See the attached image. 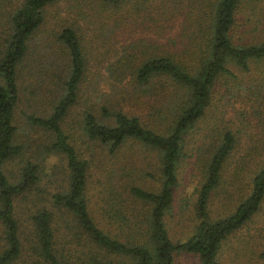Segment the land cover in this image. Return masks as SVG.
<instances>
[{
  "label": "trees",
  "instance_id": "obj_1",
  "mask_svg": "<svg viewBox=\"0 0 264 264\" xmlns=\"http://www.w3.org/2000/svg\"><path fill=\"white\" fill-rule=\"evenodd\" d=\"M54 1H9L0 21V264H174L179 253L223 264L228 236L242 228L239 241L249 257L256 253L252 264H264V242L250 248L264 230V0H98L114 21L178 15L183 38L177 52L122 50L103 76L89 75L69 23L55 31L61 70L30 67L29 38ZM123 6L127 13L114 16ZM133 96L152 100L149 118L122 109ZM208 109L213 119L200 133ZM23 126L41 136L33 147L18 131ZM189 142L194 223L173 240L168 221ZM126 145L142 150L138 160L155 187L138 185L123 158L104 170L105 191L91 205L89 166L98 155H125ZM54 175L56 184L43 182Z\"/></svg>",
  "mask_w": 264,
  "mask_h": 264
},
{
  "label": "rangeland",
  "instance_id": "obj_2",
  "mask_svg": "<svg viewBox=\"0 0 264 264\" xmlns=\"http://www.w3.org/2000/svg\"><path fill=\"white\" fill-rule=\"evenodd\" d=\"M9 1L15 0H0V21L3 16V12L6 14V11L9 9ZM156 1V0H155ZM98 0H55L54 2L48 4L45 7V19L43 23L34 31L32 36H30L29 41L32 42L30 45L31 52L33 56L30 61L31 66H37L41 64L43 66H51L55 71H60L62 63L64 61V55L58 41L55 38V31L63 23H69L75 29L77 35L79 36L80 42L84 47L86 54V61L88 66L89 75L91 73H99L100 76L105 75V72L108 71L103 68L108 62L115 59L120 52H141L144 51L147 53L150 52L156 46L157 49H168L173 52H177L183 38L179 37L181 35V25L180 20L177 16L160 20V21H148L147 19H142L139 15L131 14V17H121L114 21V18L105 17V11L101 10L98 7ZM122 10H119L114 16L117 18L121 13H127L125 11V6L120 7ZM0 24V35L2 34V28ZM138 50V51H137ZM40 54V56H39ZM29 56H27L28 58ZM52 61V63H51ZM27 61L23 63L24 67H20L22 73L27 69L29 65L26 64ZM36 71V70H35ZM99 76L98 74H96ZM25 77V74H24ZM27 80L28 77L26 76ZM27 80L25 82H27ZM54 86L51 85V88ZM118 96V95H117ZM116 96V97H117ZM122 103V109L128 113H134L140 117V119H147L150 116L151 104L153 103L151 99L138 98L136 96L131 97L125 102ZM18 106L15 110V117L20 121L22 117L19 114ZM23 109H27L21 107ZM79 107H76L75 110H72L70 116H74L76 110ZM213 119V114L210 109L203 121L199 122L200 133L211 125ZM209 120V123H206ZM72 121V120H71ZM74 128V126H73ZM30 127H19L18 131L20 132L23 140L26 143H29V146L34 145V143L41 138L39 134H36L35 131ZM196 135V134H195ZM193 145V143H192ZM191 142L187 145L186 156L183 158L180 166L178 167V185L175 190V204H174V216L168 221V233L173 240H177L185 237V235L192 229L194 221L192 220V214L190 213V202L194 197L193 188L197 183V169L193 163V157L188 154L193 151L191 148ZM125 155L133 154L132 159L125 157V155L118 154L116 157H106L105 155H98L94 158L91 165L89 166V182L90 183V204L94 205L97 200L95 196L97 193L104 192V184H101V181L104 179V170L111 169L113 166L124 163L123 158H126L125 163H127L130 168V176L134 177L135 182L140 186H146L147 188H154L155 183L154 179H151L150 176L144 174V171L149 169L145 167L138 160L137 153L140 149L136 148L134 145L124 146ZM81 150L85 149L84 146L80 147ZM89 147L87 148L88 152ZM86 152V153H87ZM28 155L26 153L24 156ZM29 157V155H28ZM114 158H118L116 161ZM33 159V155L30 157ZM134 159V160H133ZM17 160V159H16ZM16 160L8 162L6 165L9 168H12L16 165ZM115 162V163H113ZM47 165L51 162L44 161ZM47 167V166H46ZM143 175V178L141 177ZM145 175V176H144ZM48 184H56V178L50 176V178L43 180ZM100 189V192H98ZM95 194V195H94ZM217 199V198H216ZM187 202V207L183 212L180 211V206ZM224 210V208H223ZM220 211L217 207L214 209V213ZM220 214V213H219ZM18 217L22 220V237L26 236L28 230V224L23 217V211L17 213ZM259 217L255 219L253 224H250L251 229L250 233L253 235V226L259 225ZM19 219V220H20ZM24 219V220H23ZM169 219V218H168ZM105 227L104 224H102ZM244 233V228L235 231L232 235L228 236L227 242L223 246V252L219 257L223 264H252L254 261V256L249 257L250 254L246 250V245L242 244L239 241V236H242ZM251 247L257 248L258 244L264 242V230L258 231L254 234ZM247 239V238H246ZM174 264H197V259L194 255L188 253H179L174 260Z\"/></svg>",
  "mask_w": 264,
  "mask_h": 264
}]
</instances>
